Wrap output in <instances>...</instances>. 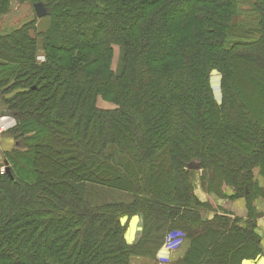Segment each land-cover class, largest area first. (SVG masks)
<instances>
[{
    "label": "trees",
    "instance_id": "16d2710c",
    "mask_svg": "<svg viewBox=\"0 0 264 264\" xmlns=\"http://www.w3.org/2000/svg\"><path fill=\"white\" fill-rule=\"evenodd\" d=\"M29 1L45 5L46 29L0 34L3 113L17 139L11 175L0 174V264H130L173 231L185 250L177 264L261 254L255 212L243 220L200 200L188 163L208 193L264 198V0L248 13L236 0ZM99 96L115 107H98ZM137 214L143 232L129 245L121 218Z\"/></svg>",
    "mask_w": 264,
    "mask_h": 264
},
{
    "label": "rangeland",
    "instance_id": "374dc122",
    "mask_svg": "<svg viewBox=\"0 0 264 264\" xmlns=\"http://www.w3.org/2000/svg\"><path fill=\"white\" fill-rule=\"evenodd\" d=\"M253 0H236L237 2V6L242 8L244 13H248L250 11V5L252 4ZM41 2V1H39ZM37 3V2H35ZM34 4V3H33ZM33 4L31 1L29 0H24L22 2H17L15 0L12 1L10 9L7 13H3L0 14V34H4L7 33L9 31H12L13 29H17L20 27V25L24 24V23H33L34 25V29L30 30V33L33 35H39L41 34L44 30L45 27H47L48 23H49V17L47 15L42 16V17H37L34 9H33ZM112 49V61H111V68L115 73H119L123 67V55H124V49L123 47H121L120 45L114 44ZM36 62L40 63L44 60L45 57V52L43 49V40L42 38L39 36L36 38ZM209 78H210V85L212 88V93H213V98L215 100V102L217 104H220L221 102V92L219 89V79H220V73L216 70H212L209 74ZM0 123H3V121H6L5 123L7 124L8 128L4 129L2 131V134L0 136V141L3 138H6L8 140V145H2L0 146V168H1V158L3 157H7L8 155L7 153H9L11 150L16 149V141L17 139L15 138V135L12 133L11 129L13 127H15V118L12 117L11 115H5L3 113V111L6 109L7 107V103L4 101V98L7 97L9 94H4L3 90L0 89ZM97 106L100 108H106V109H111L114 108V104L110 101H107L105 99H103L101 96H99L97 98ZM4 116H7L8 118H4ZM3 118V119H2ZM31 135H33V131H30ZM9 166L11 164H8ZM190 181L192 183L193 186V191H195L196 189H200L203 192H205L208 195L211 196H215L217 197L218 200L222 201V202H231L234 197H236L234 195V189L232 187L226 186L224 185L222 188V192H219L218 190L214 189L216 192L211 191V193H208L206 191H204V187H203V182L202 180V174H201V170L199 169H190ZM203 173V172H202ZM257 173V171H256ZM208 174V173H206ZM259 180H263L262 177H259L258 175L255 177V180L258 181ZM230 188V190L232 191V195H227L226 193H223L225 188ZM204 201V200H203ZM211 204V202H209ZM219 203V202H218ZM244 203V207L246 208V217L250 214H252L253 212V207L252 204L248 201L247 198L244 199L243 201ZM211 206H213L211 204ZM214 207V206H213ZM215 208V207H214ZM218 208V207H217ZM217 208L216 211H217ZM225 210L226 209H222ZM221 211V210H220ZM228 213V212H226ZM231 216H237L235 214L231 213ZM123 219V217L121 218ZM122 221V220H121ZM124 224V223H123ZM125 225V224H124ZM181 233V232H180ZM182 234V233H181ZM183 243V242H182ZM161 248V246H160ZM160 248H158L156 250V252L154 253L153 258L148 256V255H142V256H132V259H136V258H141L143 259L142 261H144V264H159L162 262H169V258H167V260H160L158 259V251L160 250ZM181 252H178L176 255H173V257L171 258V261L169 262L170 264H177L179 262V259L182 257V255H184L185 250L180 247L179 248ZM159 261H157V259ZM131 260H130V264H131ZM142 263V262H141ZM167 263V262H166Z\"/></svg>",
    "mask_w": 264,
    "mask_h": 264
},
{
    "label": "crops",
    "instance_id": "0c3cea01",
    "mask_svg": "<svg viewBox=\"0 0 264 264\" xmlns=\"http://www.w3.org/2000/svg\"><path fill=\"white\" fill-rule=\"evenodd\" d=\"M46 29V27H45ZM8 145V140L6 138H3L0 141V146ZM258 185H262L263 184V180H259L257 181ZM195 195L200 199V200H204V201H209L211 202V204L217 208L218 212L220 213L221 211H225L222 209H226L225 212H228V214H235L237 215L239 218H242L243 220L246 218V208L244 207V199L245 197L243 196H236L234 197V199L231 202H222L220 200L217 199V197L215 196H211L206 194L205 192H203L200 189H196L195 191ZM232 191L230 190V188H225L223 193H226L227 195H232L231 193ZM219 202V203H218ZM252 207H253V212L254 215H256L255 217V224H256V232L260 237V248H261V254H259L256 258L254 259H247V260H243L241 262V264H264V198H257L252 202ZM221 210V211H220ZM213 214V212L209 213L208 215L211 216ZM122 223L125 224V240L129 245H133L135 244L141 237L142 232H143V219H142V215L137 214L131 217H123V219H121ZM178 252H181L180 249L171 251L169 253H165L163 250H159L158 251V255L160 256H166V260L167 258H169V262L171 261V258L173 257V255H176ZM138 257V256H137ZM157 259V258H156ZM143 259L141 258H136V259H132L131 260V264H144L142 261ZM158 261V259H157ZM142 262V263H141ZM167 262V263H166ZM165 263H158L159 264H170L168 261H166Z\"/></svg>",
    "mask_w": 264,
    "mask_h": 264
},
{
    "label": "built area",
    "instance_id": "2783aa9c",
    "mask_svg": "<svg viewBox=\"0 0 264 264\" xmlns=\"http://www.w3.org/2000/svg\"><path fill=\"white\" fill-rule=\"evenodd\" d=\"M4 118H8L7 116H4ZM3 119V118H2ZM6 121H3V123H0V136L2 134V131L6 128H8ZM6 159L3 157L1 158V168H0V174L6 173V167L8 166V163ZM183 239L182 234L178 231L170 232L166 235L165 240L163 244L161 245L160 250H163L165 253H169L171 251L177 250L182 245ZM166 256H160L158 255V259L160 260H166Z\"/></svg>",
    "mask_w": 264,
    "mask_h": 264
},
{
    "label": "water",
    "instance_id": "95a60500",
    "mask_svg": "<svg viewBox=\"0 0 264 264\" xmlns=\"http://www.w3.org/2000/svg\"><path fill=\"white\" fill-rule=\"evenodd\" d=\"M33 9L37 17H42L46 15V7L42 2H37L33 4ZM7 163V162H5ZM189 169H199V164L195 161H191L188 163ZM6 173L11 175L9 172V166L6 167Z\"/></svg>",
    "mask_w": 264,
    "mask_h": 264
},
{
    "label": "flooded vegetation",
    "instance_id": "af4514ba",
    "mask_svg": "<svg viewBox=\"0 0 264 264\" xmlns=\"http://www.w3.org/2000/svg\"><path fill=\"white\" fill-rule=\"evenodd\" d=\"M5 158V157H4ZM8 163V162H7Z\"/></svg>",
    "mask_w": 264,
    "mask_h": 264
}]
</instances>
